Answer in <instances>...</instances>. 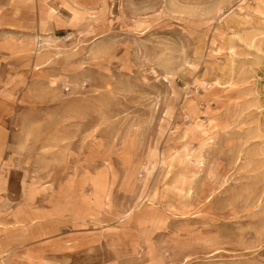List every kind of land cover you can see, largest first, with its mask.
Listing matches in <instances>:
<instances>
[{
  "label": "rangeland",
  "instance_id": "obj_1",
  "mask_svg": "<svg viewBox=\"0 0 264 264\" xmlns=\"http://www.w3.org/2000/svg\"><path fill=\"white\" fill-rule=\"evenodd\" d=\"M0 100V264H264V0H0Z\"/></svg>",
  "mask_w": 264,
  "mask_h": 264
},
{
  "label": "crops",
  "instance_id": "obj_2",
  "mask_svg": "<svg viewBox=\"0 0 264 264\" xmlns=\"http://www.w3.org/2000/svg\"><path fill=\"white\" fill-rule=\"evenodd\" d=\"M3 106L6 108L8 107V105L6 104L5 105L3 104ZM4 116L5 114H3L2 116L0 115V198L8 199L9 195L7 194H8V189H9V183L7 179L10 174V168H12L13 170L14 164H15L14 162L15 160L12 157H11L12 159L10 160L8 152L10 150H14L15 144L13 141L10 140L8 129H5V126L1 125V122L3 121ZM5 167L7 169H4ZM6 170L8 173L7 178L5 175ZM11 213L14 214V210L10 212L9 207L7 211L2 213V214H6L7 217L2 218V220L0 218V226L5 227L6 229L10 228L11 224L9 222H10L11 217L9 215Z\"/></svg>",
  "mask_w": 264,
  "mask_h": 264
}]
</instances>
